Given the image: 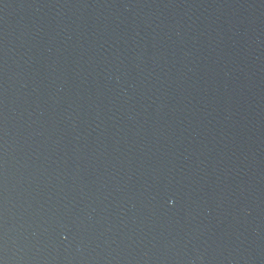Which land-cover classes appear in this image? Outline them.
Segmentation results:
<instances>
[{
  "label": "water",
  "instance_id": "obj_1",
  "mask_svg": "<svg viewBox=\"0 0 264 264\" xmlns=\"http://www.w3.org/2000/svg\"><path fill=\"white\" fill-rule=\"evenodd\" d=\"M0 264H264V0H0Z\"/></svg>",
  "mask_w": 264,
  "mask_h": 264
}]
</instances>
